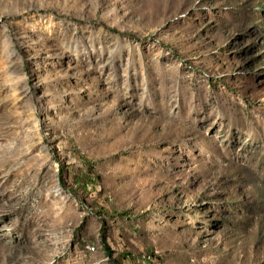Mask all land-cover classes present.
Wrapping results in <instances>:
<instances>
[{"label":"rangeland","instance_id":"374dc122","mask_svg":"<svg viewBox=\"0 0 264 264\" xmlns=\"http://www.w3.org/2000/svg\"><path fill=\"white\" fill-rule=\"evenodd\" d=\"M106 246L264 264V0H0V264Z\"/></svg>","mask_w":264,"mask_h":264},{"label":"trees","instance_id":"16d2710c","mask_svg":"<svg viewBox=\"0 0 264 264\" xmlns=\"http://www.w3.org/2000/svg\"><path fill=\"white\" fill-rule=\"evenodd\" d=\"M106 252H107V254H108V256L110 257V258H112L113 259V256H112V252L110 251V249L106 246ZM113 261L116 263V264H121L120 263V261L118 260V259H113Z\"/></svg>","mask_w":264,"mask_h":264},{"label":"bare ground","instance_id":"6f19581e","mask_svg":"<svg viewBox=\"0 0 264 264\" xmlns=\"http://www.w3.org/2000/svg\"><path fill=\"white\" fill-rule=\"evenodd\" d=\"M150 257V256H149Z\"/></svg>","mask_w":264,"mask_h":264}]
</instances>
